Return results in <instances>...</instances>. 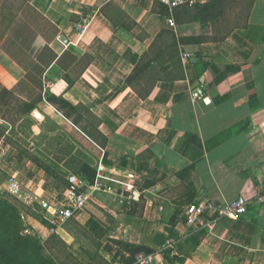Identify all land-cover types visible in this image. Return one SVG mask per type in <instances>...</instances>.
Returning a JSON list of instances; mask_svg holds the SVG:
<instances>
[{
  "label": "crops",
  "instance_id": "0c3cea01",
  "mask_svg": "<svg viewBox=\"0 0 264 264\" xmlns=\"http://www.w3.org/2000/svg\"><path fill=\"white\" fill-rule=\"evenodd\" d=\"M23 1L52 29L42 40L54 57L44 99L15 123L0 118V199L23 206L21 234L40 242L41 263L132 264L125 242L154 264H264V0ZM23 10L0 40H25L20 25L34 37ZM21 78L0 63V91ZM26 119L29 154L63 174L76 171L71 157L89 161L110 190L69 219L48 213L41 202L60 191L4 131L22 135ZM240 196L244 215H218ZM190 204L214 225H187Z\"/></svg>",
  "mask_w": 264,
  "mask_h": 264
},
{
  "label": "rangeland",
  "instance_id": "374dc122",
  "mask_svg": "<svg viewBox=\"0 0 264 264\" xmlns=\"http://www.w3.org/2000/svg\"><path fill=\"white\" fill-rule=\"evenodd\" d=\"M0 5L2 6L0 13V38L3 37L2 32L6 29L7 24L12 20L15 21L16 16H11L13 12L19 9H24L19 15H22L31 27L34 29V37L27 30V34H23L24 26H19L18 37H22L25 40H14L13 37H7L6 40H0L2 43L0 45V63L5 66L13 75L17 77L23 76L19 81L17 89L14 91H8L11 93L9 96L2 89L0 91V118L6 120V122L15 123L18 118L23 116L22 106L28 102L33 101L37 95L42 91L44 85V72L43 67L39 65L40 56L42 54V49L47 46L43 45L42 38L47 37V34H52V29L45 27L39 15L30 8L25 2L18 0H1ZM32 29V30H33ZM29 33V34H28ZM48 41V40H46ZM4 59V60H3ZM4 61V63H3ZM28 76V77H27ZM36 79V80H35ZM25 116V115H24ZM29 120L23 121L22 126L18 128L22 135L15 132V127H7L4 130L9 136H13L14 145L18 147L19 151H26V146L31 144L28 140H34V137L28 132L26 133V126L29 124ZM30 127L27 129L29 130ZM3 129H0V134H4ZM43 135V134H42ZM40 135L39 137H42ZM57 139L53 138L50 140V145H56ZM68 144L61 146V151H69ZM33 156V155H32ZM40 162H44V158H39L38 156H33ZM71 163V162H70ZM46 164V163H45ZM71 165H73L71 163ZM63 182L58 184L61 188ZM6 200L10 201L14 206L17 207L18 211L21 212L23 209L19 202L13 200L10 195H6Z\"/></svg>",
  "mask_w": 264,
  "mask_h": 264
},
{
  "label": "trees",
  "instance_id": "16d2710c",
  "mask_svg": "<svg viewBox=\"0 0 264 264\" xmlns=\"http://www.w3.org/2000/svg\"><path fill=\"white\" fill-rule=\"evenodd\" d=\"M22 1L23 0H18ZM1 3V0H0ZM31 8V7H30ZM35 11V10H34ZM14 21H10V23L6 26L4 30L5 33L9 31ZM7 31V32H6ZM4 33V34H5ZM54 55L51 53V50L48 46H45L42 49V54L40 56L39 65L43 67L45 70V66L53 61ZM4 60V59H3ZM4 63V61H3ZM17 76V75H15ZM28 77V76H27ZM36 80V79H35ZM43 88V87H42ZM6 94L11 95L10 92L4 90ZM44 99L42 93L40 92L37 97L26 104H24L21 108L24 112L23 115H28L34 107ZM50 101H53L52 98H49ZM29 158L33 162L40 164L46 173L47 181L57 187L60 191L63 192L64 189L68 186L67 173H59L54 169L49 167L46 164H43L39 160L35 159L28 151L24 150L21 154H18V158ZM73 161V168L76 169L75 172H72L87 182H93L95 178V167L91 165L89 161H82L76 156L70 158ZM75 166V167H74ZM72 169V168H71ZM63 182L61 188L58 187L60 182ZM25 226L23 225V220L21 215L10 201L1 198L0 199V264H42L40 258V242L32 237H27L26 235H22L21 232L25 230ZM119 245L130 251L131 253H137L139 251L144 250V247L119 242ZM45 264H51L46 260Z\"/></svg>",
  "mask_w": 264,
  "mask_h": 264
},
{
  "label": "built area",
  "instance_id": "2783aa9c",
  "mask_svg": "<svg viewBox=\"0 0 264 264\" xmlns=\"http://www.w3.org/2000/svg\"><path fill=\"white\" fill-rule=\"evenodd\" d=\"M188 0H163L167 3L170 9H173L181 4L186 3ZM167 23L171 26H175V21L170 16L167 19ZM199 91L193 92L195 99L201 98ZM68 186L63 192L59 193V201L55 205H50L43 200L41 205L60 220H66L74 216V213L78 209H82L86 206L87 202L94 196L95 192L102 190L103 185L98 182H87L78 175L69 172L67 174ZM12 192H16L19 189L18 184L13 185ZM106 189V188H104ZM110 190V189H106ZM121 202L123 204L132 202L131 196H121ZM208 206H213L208 204ZM205 204H190L185 211L184 220L187 225L194 226L199 229H209L214 225L216 219L207 220L205 215ZM247 211V200L245 197L240 196L237 199L227 202L218 207V215L220 217L238 218L244 215ZM170 244V241H168ZM155 258L153 253L138 252L134 256L132 264H154Z\"/></svg>",
  "mask_w": 264,
  "mask_h": 264
}]
</instances>
